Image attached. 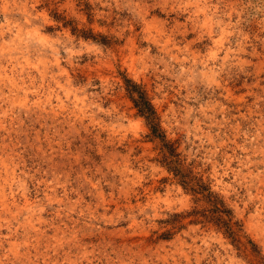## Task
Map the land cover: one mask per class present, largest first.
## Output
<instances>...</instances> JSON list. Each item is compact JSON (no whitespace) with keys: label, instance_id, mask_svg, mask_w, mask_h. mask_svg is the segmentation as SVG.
<instances>
[{"label":"rangeland","instance_id":"rangeland-1","mask_svg":"<svg viewBox=\"0 0 264 264\" xmlns=\"http://www.w3.org/2000/svg\"><path fill=\"white\" fill-rule=\"evenodd\" d=\"M0 264H264V0H0Z\"/></svg>","mask_w":264,"mask_h":264},{"label":"trees","instance_id":"trees-1","mask_svg":"<svg viewBox=\"0 0 264 264\" xmlns=\"http://www.w3.org/2000/svg\"><path fill=\"white\" fill-rule=\"evenodd\" d=\"M127 82L132 84L126 87V91L137 108L138 113L145 118L146 124L150 129V136L153 139H159L161 142V162L167 165L168 170L173 172L185 190L195 195L197 202L203 201L205 203L204 207L199 209L194 208L187 212V215H193L196 219L200 218L202 221H206L205 219H207L214 222L217 226L223 228L228 235L234 236L235 229L233 225L239 226V222H231V212L225 207L223 200L211 191L200 177L191 175V170L187 171L182 167L176 148L173 145L174 143L167 140L164 132L161 130L157 113L148 98L147 92L140 85L130 80H127ZM172 216L177 218L181 214H174Z\"/></svg>","mask_w":264,"mask_h":264}]
</instances>
